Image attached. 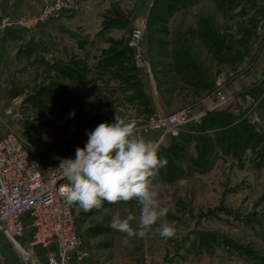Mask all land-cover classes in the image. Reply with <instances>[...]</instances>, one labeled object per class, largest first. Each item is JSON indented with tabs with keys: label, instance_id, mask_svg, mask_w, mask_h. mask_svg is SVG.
<instances>
[{
	"label": "rangeland",
	"instance_id": "1",
	"mask_svg": "<svg viewBox=\"0 0 264 264\" xmlns=\"http://www.w3.org/2000/svg\"><path fill=\"white\" fill-rule=\"evenodd\" d=\"M44 1L0 0V19L36 15ZM62 19L58 26L67 25ZM141 22L146 23L142 55L152 61L157 86L176 112L194 115L210 107V116L158 148L167 164L157 182L161 195L170 198L166 220L176 233L169 239L149 233L124 246L123 235L110 227L111 217L126 215V208L138 217L139 206L122 202L88 212L73 203L78 230L98 264H264V141L249 127L257 122L263 130L256 133L264 132V0H198L169 16L150 7L129 31L127 47ZM34 31L39 30L23 32ZM58 117L47 120L44 129L25 128L26 138L20 137L36 151L45 172L86 137L69 132L77 128L75 121ZM151 135L156 142L158 133L142 136ZM35 252L43 264L45 251Z\"/></svg>",
	"mask_w": 264,
	"mask_h": 264
},
{
	"label": "crops",
	"instance_id": "2",
	"mask_svg": "<svg viewBox=\"0 0 264 264\" xmlns=\"http://www.w3.org/2000/svg\"><path fill=\"white\" fill-rule=\"evenodd\" d=\"M152 1L77 0L78 11L63 15L61 24L66 26L4 32L0 137L26 138L25 128L44 129L58 114L76 122L70 133L87 136L100 123L115 122L116 114L137 126L154 113L176 112L174 102L157 86L152 61L144 54L135 64L127 47L129 31L146 16ZM209 112L210 107L192 114V122ZM147 137L154 141V135ZM90 262L98 264L94 255Z\"/></svg>",
	"mask_w": 264,
	"mask_h": 264
},
{
	"label": "built area",
	"instance_id": "3",
	"mask_svg": "<svg viewBox=\"0 0 264 264\" xmlns=\"http://www.w3.org/2000/svg\"><path fill=\"white\" fill-rule=\"evenodd\" d=\"M78 8L77 0H45L36 15L0 19V37L7 29L48 30L59 24L61 17ZM146 23H140L129 38V47L141 59V41ZM224 97H220L223 101ZM193 121L190 111L169 115L155 113L135 135L158 133L157 144L177 138ZM88 136L72 150L60 154L45 172L37 153L18 136L0 137V264H41L35 249L45 251L43 264H91L92 251L78 230L72 203L60 188L68 183L57 171L61 159H75V149L83 148ZM36 165V166H33ZM16 255H9L4 244ZM23 244L26 246L24 247Z\"/></svg>",
	"mask_w": 264,
	"mask_h": 264
},
{
	"label": "clouds",
	"instance_id": "4",
	"mask_svg": "<svg viewBox=\"0 0 264 264\" xmlns=\"http://www.w3.org/2000/svg\"><path fill=\"white\" fill-rule=\"evenodd\" d=\"M114 121L87 132L88 140L75 149V159L60 160L56 171L68 181L60 192L85 212L104 203L138 205V217L127 208L126 215L117 212L111 217L110 227L123 235L124 246L149 233L169 239L176 233L174 223L166 220L170 198L161 195L157 182L167 159L158 155L155 141L135 135L136 121L117 114Z\"/></svg>",
	"mask_w": 264,
	"mask_h": 264
},
{
	"label": "trees",
	"instance_id": "5",
	"mask_svg": "<svg viewBox=\"0 0 264 264\" xmlns=\"http://www.w3.org/2000/svg\"><path fill=\"white\" fill-rule=\"evenodd\" d=\"M197 1L198 0H154V5H152V7H154L155 11L157 12V15L169 16V14H171L176 9L182 8L183 6H186V5H193ZM209 36L210 38L207 37V39L213 40L212 35H209ZM208 116L210 115L208 114L203 118H206ZM249 127L250 129H252V134L255 135L256 138L258 136L261 139V141L262 140L264 141V132L256 133V128L254 127L253 124H249ZM254 128L255 130H253Z\"/></svg>",
	"mask_w": 264,
	"mask_h": 264
},
{
	"label": "water",
	"instance_id": "6",
	"mask_svg": "<svg viewBox=\"0 0 264 264\" xmlns=\"http://www.w3.org/2000/svg\"><path fill=\"white\" fill-rule=\"evenodd\" d=\"M253 124H254V126L257 128V130H259V131L262 130V126H261L259 123L254 122Z\"/></svg>",
	"mask_w": 264,
	"mask_h": 264
},
{
	"label": "bare ground",
	"instance_id": "7",
	"mask_svg": "<svg viewBox=\"0 0 264 264\" xmlns=\"http://www.w3.org/2000/svg\"><path fill=\"white\" fill-rule=\"evenodd\" d=\"M191 116H193V115H191ZM158 136H160V134H159ZM158 138H159V137H158Z\"/></svg>",
	"mask_w": 264,
	"mask_h": 264
}]
</instances>
